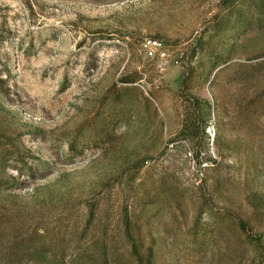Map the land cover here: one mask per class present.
I'll return each mask as SVG.
<instances>
[{
    "label": "rangeland",
    "instance_id": "1",
    "mask_svg": "<svg viewBox=\"0 0 264 264\" xmlns=\"http://www.w3.org/2000/svg\"><path fill=\"white\" fill-rule=\"evenodd\" d=\"M0 264H264V0H0Z\"/></svg>",
    "mask_w": 264,
    "mask_h": 264
},
{
    "label": "trees",
    "instance_id": "2",
    "mask_svg": "<svg viewBox=\"0 0 264 264\" xmlns=\"http://www.w3.org/2000/svg\"><path fill=\"white\" fill-rule=\"evenodd\" d=\"M199 158H200L199 156H196V160H198ZM129 223H130V220H129L128 216H125V219H124L125 233H126L127 237H128V238L130 239V241H131V244H132V251H133V253L136 255V257H137L138 259H140V258H139V255H138V252H137V249H136V246H135V243H134V241H133V239H132V236H131V234H130Z\"/></svg>",
    "mask_w": 264,
    "mask_h": 264
},
{
    "label": "built area",
    "instance_id": "3",
    "mask_svg": "<svg viewBox=\"0 0 264 264\" xmlns=\"http://www.w3.org/2000/svg\"><path fill=\"white\" fill-rule=\"evenodd\" d=\"M149 43L153 44V45H157V41L156 40H149Z\"/></svg>",
    "mask_w": 264,
    "mask_h": 264
}]
</instances>
